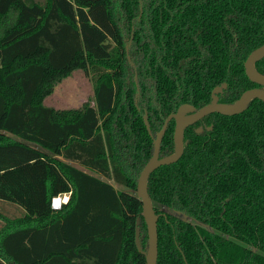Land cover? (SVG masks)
I'll return each mask as SVG.
<instances>
[{
	"label": "trees",
	"instance_id": "obj_1",
	"mask_svg": "<svg viewBox=\"0 0 264 264\" xmlns=\"http://www.w3.org/2000/svg\"><path fill=\"white\" fill-rule=\"evenodd\" d=\"M263 43L264 0H0V264H145L136 181L153 136L223 81L222 103L251 88L243 61ZM74 70L90 101L44 103ZM182 141L147 180L156 264H264V101L208 113Z\"/></svg>",
	"mask_w": 264,
	"mask_h": 264
},
{
	"label": "water",
	"instance_id": "obj_2",
	"mask_svg": "<svg viewBox=\"0 0 264 264\" xmlns=\"http://www.w3.org/2000/svg\"><path fill=\"white\" fill-rule=\"evenodd\" d=\"M130 39L125 44V50L128 51ZM264 56V43L259 47L252 50L243 61L244 72L246 76L253 82L264 86V74L258 72L255 68V62ZM219 90L215 87L211 93V100L195 108L190 103L180 104L175 112L169 113L161 126V128L153 136V151L149 159L145 162L141 168L137 181H136V194L141 201V217L145 222L147 243L145 248H142L140 241V216L135 219L134 227V243L139 252L145 257V264H156L157 259V218L158 214L155 213L151 199L147 191V180L150 173L161 164H168L176 161L183 150L182 132L186 126L197 121L204 115L211 112H218L221 114H235L243 110L251 99L258 98L264 101V89L258 87H252L245 89L241 92L237 99L231 103H222L218 101L216 91ZM137 96V93H136ZM144 123L148 132L150 133L149 124L147 121L146 113L143 114ZM173 119L175 121V127L173 131V151L164 157H159V148L161 139L165 132L168 122ZM211 127V126H209ZM200 129V128H199ZM180 212L177 211V214ZM183 218L186 217L185 213H182Z\"/></svg>",
	"mask_w": 264,
	"mask_h": 264
},
{
	"label": "rangeland",
	"instance_id": "obj_3",
	"mask_svg": "<svg viewBox=\"0 0 264 264\" xmlns=\"http://www.w3.org/2000/svg\"><path fill=\"white\" fill-rule=\"evenodd\" d=\"M92 81L90 74L74 70L71 75L57 82L52 92L44 98V103L56 108H77L92 98ZM92 100V99H91ZM92 103V101L90 102ZM116 187H119L114 183ZM61 198V197H60ZM62 203V200H60ZM5 210L14 213L15 209L6 205Z\"/></svg>",
	"mask_w": 264,
	"mask_h": 264
},
{
	"label": "flooded vegetation",
	"instance_id": "obj_4",
	"mask_svg": "<svg viewBox=\"0 0 264 264\" xmlns=\"http://www.w3.org/2000/svg\"><path fill=\"white\" fill-rule=\"evenodd\" d=\"M127 43V42H126ZM127 53V58H128V60L131 62V60H130V58H129V55H128V51L126 52ZM248 78V77H247ZM249 79V78H248ZM134 80H135V82H136V76H134ZM250 80V79H249ZM251 81V80H250ZM252 83H254V85H252V87H258V88H263L264 89V86H261V85H259V84H257V83H255V82H253V81H251ZM226 86H227V83L225 82V81H223V82H221L220 84H217V85H215L212 89H211V91H210V100H211V93H212V90L215 88V87H218V89L219 90H217L215 93H216V95H217V97H218V101H219V99L221 98V96L223 95V92L226 90ZM251 87V88H252ZM250 88V87H249ZM246 89H248V88H246ZM136 93H137V95H138V87L136 88ZM136 93H135V101H136ZM175 112V111H174ZM168 115V114H167ZM166 115V116H167ZM165 116V117H166ZM205 116V115H204ZM165 117H164V119H165ZM202 118V117H201ZM171 120H173V119H171ZM170 120V121H171ZM199 120V119H198ZM164 121V120H163ZM174 121V120H173ZM169 123V122H168ZM194 123V122H193ZM192 124V123H191ZM168 125V124H167ZM190 125V124H189ZM211 126V125H210ZM174 127H175V121H174ZM187 127V126H186ZM185 127V128H186ZM167 128V127H166ZM184 128V129H185ZM208 128H210V127H208ZM195 130L196 131H200V129L199 128H195ZM165 131H166V129H165ZM173 131H174V128H173ZM165 133V132H164ZM164 135V134H163ZM172 136H173V133H172ZM162 140V139H161ZM173 148H174V144H173Z\"/></svg>",
	"mask_w": 264,
	"mask_h": 264
},
{
	"label": "built area",
	"instance_id": "obj_5",
	"mask_svg": "<svg viewBox=\"0 0 264 264\" xmlns=\"http://www.w3.org/2000/svg\"><path fill=\"white\" fill-rule=\"evenodd\" d=\"M61 204L60 196L54 197L51 202V206L54 208H59Z\"/></svg>",
	"mask_w": 264,
	"mask_h": 264
},
{
	"label": "bare ground",
	"instance_id": "obj_6",
	"mask_svg": "<svg viewBox=\"0 0 264 264\" xmlns=\"http://www.w3.org/2000/svg\"><path fill=\"white\" fill-rule=\"evenodd\" d=\"M66 199H67L66 196H63V197L60 198V200H63V201H65Z\"/></svg>",
	"mask_w": 264,
	"mask_h": 264
},
{
	"label": "crops",
	"instance_id": "obj_7",
	"mask_svg": "<svg viewBox=\"0 0 264 264\" xmlns=\"http://www.w3.org/2000/svg\"><path fill=\"white\" fill-rule=\"evenodd\" d=\"M63 196H66V197H67V195H65V194L61 195L60 197H63ZM65 201H66V200H65ZM65 201L62 200V202H65Z\"/></svg>",
	"mask_w": 264,
	"mask_h": 264
}]
</instances>
